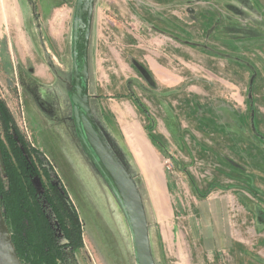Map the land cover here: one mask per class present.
Masks as SVG:
<instances>
[{
    "label": "rangeland",
    "instance_id": "1",
    "mask_svg": "<svg viewBox=\"0 0 264 264\" xmlns=\"http://www.w3.org/2000/svg\"><path fill=\"white\" fill-rule=\"evenodd\" d=\"M92 5L91 114L140 192L156 264H264V0ZM78 6L0 0V101L80 215L81 264H136L125 213L76 126ZM233 62L255 72L253 91Z\"/></svg>",
    "mask_w": 264,
    "mask_h": 264
},
{
    "label": "trees",
    "instance_id": "2",
    "mask_svg": "<svg viewBox=\"0 0 264 264\" xmlns=\"http://www.w3.org/2000/svg\"><path fill=\"white\" fill-rule=\"evenodd\" d=\"M150 18L162 24L163 30L175 32L172 24L151 15ZM206 21L213 26L214 21L208 18ZM204 51L215 54L211 50ZM235 57L237 61L242 60L239 55ZM236 63L232 64L238 67V74L245 70L251 72L248 87L253 91L255 72L244 62L240 64L242 69ZM225 73L227 79L235 81L236 77H228L234 75L230 69ZM0 158V202L21 264H81L80 215L62 184L53 183L50 174L53 167L45 160L43 152L27 141L4 101H0ZM36 178L41 191L35 184Z\"/></svg>",
    "mask_w": 264,
    "mask_h": 264
},
{
    "label": "water",
    "instance_id": "3",
    "mask_svg": "<svg viewBox=\"0 0 264 264\" xmlns=\"http://www.w3.org/2000/svg\"><path fill=\"white\" fill-rule=\"evenodd\" d=\"M93 0H79L75 38V80L78 93L72 97L79 136L97 169L117 197L133 239L136 264H156L152 254L146 214L140 192L125 166L95 123L87 86V44ZM1 161V158H0ZM0 264H21L0 202Z\"/></svg>",
    "mask_w": 264,
    "mask_h": 264
},
{
    "label": "crops",
    "instance_id": "4",
    "mask_svg": "<svg viewBox=\"0 0 264 264\" xmlns=\"http://www.w3.org/2000/svg\"><path fill=\"white\" fill-rule=\"evenodd\" d=\"M127 124L129 125V128H130V129H136L135 126H134V124H132V122H129V121H128ZM132 139H133V137H132ZM137 141L139 142V144H140L141 146L144 145L140 138H139V139L137 138ZM142 148L145 149V151H146L145 146H142ZM145 151H143V152H145ZM145 153H146V152H145ZM147 170H149L150 173H152V170H151V167H150V166H148ZM148 177H151V175L149 174ZM149 180L151 181L150 178H149ZM156 197H157V199H159L158 202H159V204H160V202H162V201L160 200L159 195L157 194Z\"/></svg>",
    "mask_w": 264,
    "mask_h": 264
},
{
    "label": "flooded vegetation",
    "instance_id": "5",
    "mask_svg": "<svg viewBox=\"0 0 264 264\" xmlns=\"http://www.w3.org/2000/svg\"><path fill=\"white\" fill-rule=\"evenodd\" d=\"M60 183H61V181H60ZM55 184V183H54ZM62 184V183H61ZM57 185H60L59 183H57Z\"/></svg>",
    "mask_w": 264,
    "mask_h": 264
}]
</instances>
